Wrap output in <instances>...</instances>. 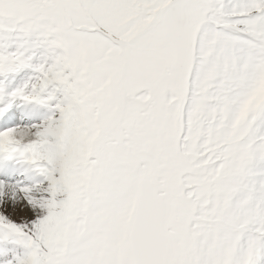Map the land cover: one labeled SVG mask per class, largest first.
I'll use <instances>...</instances> for the list:
<instances>
[{
  "label": "snow or ice",
  "instance_id": "6c2138e0",
  "mask_svg": "<svg viewBox=\"0 0 264 264\" xmlns=\"http://www.w3.org/2000/svg\"><path fill=\"white\" fill-rule=\"evenodd\" d=\"M14 106L0 264H264V0H0Z\"/></svg>",
  "mask_w": 264,
  "mask_h": 264
},
{
  "label": "bare ground",
  "instance_id": "6f19581e",
  "mask_svg": "<svg viewBox=\"0 0 264 264\" xmlns=\"http://www.w3.org/2000/svg\"><path fill=\"white\" fill-rule=\"evenodd\" d=\"M20 110L21 114H24L27 118H35L36 110L32 106H14L13 109L10 110L9 114H7L4 118H0V130H4L8 127H13L16 125H20L19 131L21 133L26 132V126L31 124L26 119L21 120L20 117L17 116L16 112ZM21 120V121H20ZM36 121V120H34ZM27 124V125H26ZM23 171L18 165L9 164L7 167L0 169V179L5 180L6 182L24 180V177L20 174ZM4 177V178H1ZM24 182H27L24 180ZM20 213H12L13 217L16 219L19 218Z\"/></svg>",
  "mask_w": 264,
  "mask_h": 264
},
{
  "label": "rangeland",
  "instance_id": "374dc122",
  "mask_svg": "<svg viewBox=\"0 0 264 264\" xmlns=\"http://www.w3.org/2000/svg\"><path fill=\"white\" fill-rule=\"evenodd\" d=\"M16 114H17L18 117L21 118V120L26 119V120H28V121L31 122V123H32V122H35L34 120L37 119L36 117H35V118H31V119H30V118H27L24 114H21L20 110H18V112H16ZM21 120H20V121H21ZM26 125H27V124H26ZM26 129H27V128H26ZM1 178H4V177H1ZM10 181H11V180H10ZM12 218H13V219H16V217H13V216H12Z\"/></svg>",
  "mask_w": 264,
  "mask_h": 264
}]
</instances>
